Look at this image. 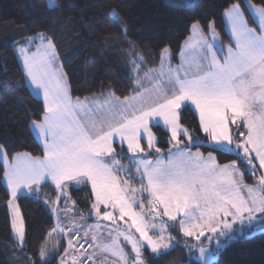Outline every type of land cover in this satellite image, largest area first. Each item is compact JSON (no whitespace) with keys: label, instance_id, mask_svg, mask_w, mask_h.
Returning <instances> with one entry per match:
<instances>
[{"label":"snow or ice","instance_id":"1","mask_svg":"<svg viewBox=\"0 0 264 264\" xmlns=\"http://www.w3.org/2000/svg\"><path fill=\"white\" fill-rule=\"evenodd\" d=\"M45 3L50 11L61 8L59 0ZM245 3L243 10L239 2L224 7L227 45L214 19L206 24L193 19L179 47L180 63L173 66L176 53L165 45L157 68L147 66L128 38L127 20L112 8L118 31L111 42L123 37L128 78L134 81L132 95L123 99L114 91L102 102L73 99L55 32L13 41V70L21 74L17 85L42 98L43 105L28 123L41 156L12 152L7 141L0 142L13 256L26 241L17 200L29 194L39 198L49 183L54 199L43 202L55 223L37 258L29 257L27 264H150V258L181 245L188 256L198 251L196 264H214L221 247L251 233L255 222L264 231V0ZM189 109L198 115L203 136L182 122V111ZM161 121L170 133L167 159L152 131ZM205 142L235 159L220 164L212 151L205 156L199 151ZM153 150L159 155L150 159ZM241 166L256 176L255 184L244 183ZM88 186L85 213L70 189ZM92 216L96 222L88 224ZM237 222L240 228L233 227ZM213 240L216 247H204Z\"/></svg>","mask_w":264,"mask_h":264},{"label":"trees","instance_id":"2","mask_svg":"<svg viewBox=\"0 0 264 264\" xmlns=\"http://www.w3.org/2000/svg\"><path fill=\"white\" fill-rule=\"evenodd\" d=\"M239 2L247 9L244 0H196L187 5L175 0H59L61 8L50 11L45 0H0V142L7 141L12 152L27 151L34 156L42 155L39 142L30 133L28 123L38 109L42 110V99L27 88L19 87L17 81L21 74L13 70V41L37 31L55 32L58 52L64 71L68 73L73 98L104 97L114 91L123 99L131 93L133 80L129 79V69L124 55L127 44L111 42L118 31L112 23L110 11L117 8L129 27L128 38L132 40L141 54L145 56L148 67L159 65V50L165 45L173 49L176 58L179 47L190 34L189 25L193 19L206 24L215 20L216 29L223 40L229 39L225 29L223 11L231 3ZM259 4L260 0H252ZM245 15L248 13L245 11ZM8 71H3V65ZM182 122L198 131V117L189 109L182 111ZM159 138L161 150L169 149V133L163 127H153ZM202 152L213 151L207 144L199 146ZM197 149V147H192ZM219 163H226L235 156L214 151ZM124 163L127 161L124 160ZM3 164L0 162V177ZM244 180L253 183V175L245 171ZM73 199L87 213V188L70 189ZM54 199L53 186L42 187L37 198L25 195L18 198L20 212L24 218L26 241L24 253L10 249L16 247L10 227L7 200L10 198L3 182H0V264H27L29 257L35 260L47 233L54 225L44 199ZM66 238L62 241L67 246ZM150 258V257H149ZM196 264L187 249L181 245L171 250L167 256L151 259L150 264ZM214 264H264V231L251 236L239 235L220 250Z\"/></svg>","mask_w":264,"mask_h":264},{"label":"rangeland","instance_id":"3","mask_svg":"<svg viewBox=\"0 0 264 264\" xmlns=\"http://www.w3.org/2000/svg\"><path fill=\"white\" fill-rule=\"evenodd\" d=\"M175 1L183 2V3L187 4V5H193V4L195 3L196 0H175ZM244 3H245V0H244ZM245 4H246V3H245ZM246 7H248L247 4H246ZM224 23H225V29H226L227 34H228V36H229L228 27H227V23H226L225 18H224ZM216 31L219 33V31H218L217 29H216ZM219 35H220V33H219ZM220 39L223 41V44H224V45H227V44L230 42L229 39H227V40H223L222 37H221V35H220ZM184 41H185V40H184ZM184 41H183V43H184ZM183 43H182V44H183ZM60 62H61V61H60ZM179 63H180V59H179V53H178V55H177V59H176V60L173 59L172 64H173V66H175V65H178ZM158 66H159V65H158ZM158 66H157V67H158ZM157 67H149V68H157ZM133 86H134V81H133ZM133 86H132V88H133ZM33 94H34V93H33ZM106 95H107V94H105L104 97H105ZM130 95H132V91H131V93H130L128 96H130ZM104 97L96 96V98H91V99L89 100V102H92L94 99L97 100V102H102L103 99H104ZM41 99H42V98H41ZM193 111H194V109H193ZM197 117H198V115H197ZM161 127H163L162 121H161ZM163 128H164V127H163ZM233 128H235V126H233ZM152 131L154 132V129H152ZM233 135H234V136L236 135V131H233ZM169 136H170V133H169ZM169 136H168V138H169ZM116 141H117V143L114 144V147H116L117 152H119L120 149H119V147L117 146V144H118V142H119V138H116ZM204 144L209 145L207 142H205ZM209 146H210V145H209ZM124 147H125V149H126V144L124 145ZM170 147H171V145H170ZM191 150H192V152H196V151H197V149H196V151H195V149H191ZM167 151H168V149H166V150H162V152L165 153V157H164L165 159H167V156H166ZM199 151L202 152L200 148H199ZM209 152H210V151H209ZM212 152H213V155L217 158V154H216V152H214V151H212ZM202 153H203L205 156H207V154H208V152H207V153L202 152ZM128 155H131V154L129 153ZM157 155H159V154H156V153L154 152V150H153V153L149 156V158H150V159H155ZM234 159H235V158H234ZM217 162H218V158H217ZM228 162H229V161H228ZM228 162H226V163H228ZM126 163H127V162H126ZM218 163H219V162H218ZM220 164H224V163H220ZM241 170L244 171L243 166H241ZM248 173H249L250 175H252L250 172H248ZM257 175H258V173H257ZM244 176H245V171H244ZM253 177H254V179H256V176L253 175ZM244 183H245V184H249V185H253V184L256 183V180H255V182H253V183H247V182H245V180H244ZM245 194H246V193H245ZM17 203H18V202H17ZM8 211H9V215H10V209H9V208H8ZM257 216H259V214H257ZM10 218H11V215H10ZM54 222H55V221H54ZM95 222H96V218H95V216H92V217H90V218L87 220V223H88V224H94ZM104 223H108V222H104ZM245 223H247V222H245ZM255 223H257V228L254 229L251 233L245 231V232H244V235H245V236H251V235H253V234H255V233L261 231V230H259V229H260L259 221L255 222ZM233 227H234V228H240L241 225L239 224V222H237L235 225H233ZM12 235H13V233H12ZM238 236H239V235H238ZM238 236H237V237H238ZM237 237H236V238H237ZM236 238H234V239L228 241L226 244H228L229 242L235 240ZM59 239H60L59 236L55 237L54 240L52 241V243H54L55 240H59ZM180 239H181V240L184 239L183 236H182V234H180ZM202 239H203V238H202ZM221 239H223V238H221ZM44 242H45V241H44ZM44 242H43V243H44ZM66 243H67V241H66ZM226 244H224L223 247H221L220 250H222V249L226 246ZM51 246H52V244L50 243V244H49V248H51ZM204 247H206L207 249L210 250V249L216 247V241L213 240V241H211V243L205 241V243H204ZM22 252L24 253V250H22ZM219 252H220V251H219ZM219 252L217 253L216 258H217V256H218ZM198 256H199V253H198V251H196V252H195V255H193L192 257H193V259L197 260V257H198ZM216 258H215V259H216Z\"/></svg>","mask_w":264,"mask_h":264},{"label":"crops","instance_id":"4","mask_svg":"<svg viewBox=\"0 0 264 264\" xmlns=\"http://www.w3.org/2000/svg\"><path fill=\"white\" fill-rule=\"evenodd\" d=\"M85 98H88V100H90L91 98H96V96H93V97H91V96H89V97H84V98H80L81 99V101H83V100H85ZM73 99H75V98H73ZM142 143H143V141H142ZM41 146V145H40ZM41 148H42V146H41ZM196 151V150H195ZM4 185H5V187H6V184L4 183ZM66 242V241H65Z\"/></svg>","mask_w":264,"mask_h":264}]
</instances>
